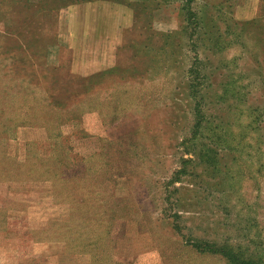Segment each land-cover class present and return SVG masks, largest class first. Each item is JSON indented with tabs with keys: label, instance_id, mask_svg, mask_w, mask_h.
Listing matches in <instances>:
<instances>
[{
	"label": "rangeland",
	"instance_id": "obj_1",
	"mask_svg": "<svg viewBox=\"0 0 264 264\" xmlns=\"http://www.w3.org/2000/svg\"><path fill=\"white\" fill-rule=\"evenodd\" d=\"M197 242L264 264V0H0V264Z\"/></svg>",
	"mask_w": 264,
	"mask_h": 264
},
{
	"label": "crops",
	"instance_id": "obj_2",
	"mask_svg": "<svg viewBox=\"0 0 264 264\" xmlns=\"http://www.w3.org/2000/svg\"><path fill=\"white\" fill-rule=\"evenodd\" d=\"M93 4L91 3V4H89L88 6H86V8H87V10H89L88 12L89 13H87V14H85V16L87 17V18H85V21H89V22H93L94 21V19H95V17H101L102 18V16H98V14L96 13V11L95 10H93L92 8H94V6H92ZM95 5V4H94ZM79 9H81V8H79ZM79 9H77L76 10V13H77V11H80ZM83 10H84V8H82ZM81 12V11H80ZM85 11H83V13H84ZM78 15L76 14V16H75V18H74V20H76V19H78ZM114 17V16H113ZM115 18L116 17H114L113 19H111L109 22L111 23V24H114V22H115ZM99 19V18H98ZM118 19H120V18H118ZM117 20V19H116ZM122 20V19H121ZM121 20H118L117 21V23L118 24H120L121 22ZM92 23H90V25H91ZM89 26V25H88ZM92 27H94V29H93V33L95 34V35H97V36H95V37H93V38H91V41L92 42H97V41H100V40H104V45H105V43L108 41V39H111V37H106V29L103 27V26H100V30L98 29V27H96V26H92ZM101 28H103V29H101ZM73 30H74V32H75V37L73 38V41L74 42H77L78 40H79V35L80 34H82V33H85L83 30V32L81 31V29L79 28V27H75V28H73ZM86 32H91V30L90 29H88ZM101 33V34H100ZM88 35H90V34H82L81 35V38L82 39H85V40H88V39H90V37L88 36ZM99 36V37H98ZM85 40H83L84 41V44L87 46V45H90L91 44V41H85ZM98 43V42H97ZM100 44V43H99ZM103 45V44H102ZM97 47L99 46V45H96ZM82 47H83V45H82Z\"/></svg>",
	"mask_w": 264,
	"mask_h": 264
},
{
	"label": "trees",
	"instance_id": "obj_3",
	"mask_svg": "<svg viewBox=\"0 0 264 264\" xmlns=\"http://www.w3.org/2000/svg\"><path fill=\"white\" fill-rule=\"evenodd\" d=\"M174 228L176 226H173ZM193 247L197 251L201 252H210V253H216V254H221L224 255L231 264H255L254 262H243L242 259L239 257V254L236 252V250H233L232 247H227V246H219L215 244H210V243H192Z\"/></svg>",
	"mask_w": 264,
	"mask_h": 264
}]
</instances>
